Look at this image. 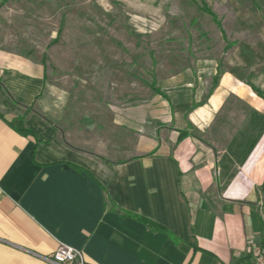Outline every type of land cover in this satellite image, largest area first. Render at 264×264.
I'll use <instances>...</instances> for the list:
<instances>
[{"label":"crops","instance_id":"crops-1","mask_svg":"<svg viewBox=\"0 0 264 264\" xmlns=\"http://www.w3.org/2000/svg\"><path fill=\"white\" fill-rule=\"evenodd\" d=\"M193 84L172 76L168 102L105 118L0 47V264H50L59 244L91 264H247L264 231V100L223 77L201 103Z\"/></svg>","mask_w":264,"mask_h":264},{"label":"rangeland","instance_id":"rangeland-1","mask_svg":"<svg viewBox=\"0 0 264 264\" xmlns=\"http://www.w3.org/2000/svg\"><path fill=\"white\" fill-rule=\"evenodd\" d=\"M0 47L45 58L47 77L105 118L118 105L152 104L150 85L178 74L194 78L201 103L219 72L218 83L264 93V0H0Z\"/></svg>","mask_w":264,"mask_h":264},{"label":"built area","instance_id":"built-area-1","mask_svg":"<svg viewBox=\"0 0 264 264\" xmlns=\"http://www.w3.org/2000/svg\"><path fill=\"white\" fill-rule=\"evenodd\" d=\"M247 264H264V231L258 240L250 239L246 248ZM42 259L50 264H91L81 250L59 244L55 251Z\"/></svg>","mask_w":264,"mask_h":264},{"label":"trees","instance_id":"trees-1","mask_svg":"<svg viewBox=\"0 0 264 264\" xmlns=\"http://www.w3.org/2000/svg\"><path fill=\"white\" fill-rule=\"evenodd\" d=\"M202 12L206 13L207 15H209V16L212 18V20L215 22V24H216L217 26H219V28H220V23H219V21L216 19V16L214 15V13H212V11H211L209 8H207V7L205 6V4H204V6H203V10H202ZM61 29H62V23L60 24V27H59V29H58V31H57L56 39H57L58 37H60ZM220 30H221V29H220ZM221 33L224 35V32H223L222 30H221ZM229 47H230V46L227 45V48H226V49H228ZM41 63H42V65H43V67H45V58H43V60H42ZM219 78H220V72H219V74H218V75L214 78V80H213L212 89H214V88L217 86V83H218ZM150 89H151L155 94L160 95V90H159L158 88H156L155 85H154L153 83L150 85ZM212 89H211V91H212ZM251 89L253 90V92H254L258 97H260L261 99L264 100V93H263L261 90H259L258 88H255V87H253V86H251ZM211 91H210V92H211ZM11 127H12L17 133H19V134L22 135V136H30V135H31V132H30L28 129H26V128L24 127L23 119H20V120H19L18 122H16L15 124H12ZM181 135H182V134H181ZM100 160H102V159H100ZM261 189L264 190V183H263ZM136 219H137L138 221L142 222L143 224H145V225H146L149 229H151L152 231H157V232L160 231V232H164V233L170 235L171 237H173L172 234H171L168 230H166L165 228H163V227H161V226H159V225H157V224H155V223H153V222H151V221H149V220H147V219H143V218H141V217H136Z\"/></svg>","mask_w":264,"mask_h":264}]
</instances>
